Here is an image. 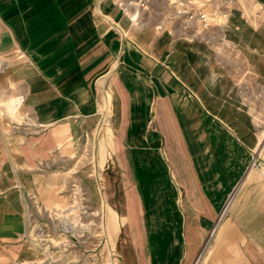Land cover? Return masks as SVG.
<instances>
[{
    "label": "crops",
    "instance_id": "1",
    "mask_svg": "<svg viewBox=\"0 0 264 264\" xmlns=\"http://www.w3.org/2000/svg\"><path fill=\"white\" fill-rule=\"evenodd\" d=\"M175 6L163 1L138 9L129 0H0V49L27 56L26 105L43 126L41 135L15 146L12 160L0 144V173L10 163L36 168L60 141L68 143L71 133L94 132L101 110L115 108L110 119L114 156L134 178L127 186L132 203L155 204L162 216L147 208V220L166 218L170 225L137 229L147 237L141 239L138 264H189L204 233L217 226L206 217L215 215L212 186L222 177L214 157H222L224 149H209L206 160L200 155L192 143L207 135L195 127L204 119L200 102L182 93L211 85L203 68L208 51L175 37L180 28L175 29L174 17L184 22ZM231 8L214 26L241 52L264 59V0H236ZM148 186L149 202L140 190ZM257 208L246 207L240 228L252 227L248 219ZM245 233L246 258L264 264V241L260 247Z\"/></svg>",
    "mask_w": 264,
    "mask_h": 264
},
{
    "label": "rangeland",
    "instance_id": "2",
    "mask_svg": "<svg viewBox=\"0 0 264 264\" xmlns=\"http://www.w3.org/2000/svg\"><path fill=\"white\" fill-rule=\"evenodd\" d=\"M177 19L173 25L180 32L175 37L208 51L203 68L211 85L182 92L200 102L197 108L204 117L195 127L207 135L192 143L205 160L209 149H224L222 157H214L222 177L212 186L215 215L206 217L216 230L204 233L189 264H244L241 259L254 264L242 243L245 231L258 246L264 241V59L259 53L250 57L241 52L216 28L219 24L204 29L188 24L187 31L186 23ZM26 57L22 51L0 49V144L9 160L15 146L43 132L26 105ZM113 114L111 106L101 110L94 132L71 133L68 143L60 141L36 168L17 169L10 163L1 171L0 264H138L141 239L147 237L137 229L170 226L166 218L147 220V208L162 216L149 202L151 187L140 189L149 204L132 203L127 186L134 178L114 156ZM254 206L258 208L248 219L252 227L240 228L246 223L241 221L246 207Z\"/></svg>",
    "mask_w": 264,
    "mask_h": 264
},
{
    "label": "built area",
    "instance_id": "3",
    "mask_svg": "<svg viewBox=\"0 0 264 264\" xmlns=\"http://www.w3.org/2000/svg\"><path fill=\"white\" fill-rule=\"evenodd\" d=\"M138 9H143L149 4L163 1L174 3L177 16H182L186 24L197 25V29L218 25L222 17L228 16L236 0H129Z\"/></svg>",
    "mask_w": 264,
    "mask_h": 264
},
{
    "label": "bare ground",
    "instance_id": "4",
    "mask_svg": "<svg viewBox=\"0 0 264 264\" xmlns=\"http://www.w3.org/2000/svg\"><path fill=\"white\" fill-rule=\"evenodd\" d=\"M73 227H74L73 224L72 225L71 224L70 225H67V228L70 229V230H72Z\"/></svg>",
    "mask_w": 264,
    "mask_h": 264
}]
</instances>
